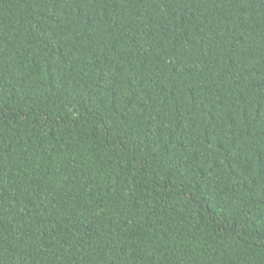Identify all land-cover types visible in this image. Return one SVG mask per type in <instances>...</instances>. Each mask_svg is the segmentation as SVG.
I'll list each match as a JSON object with an SVG mask.
<instances>
[{
	"label": "trees",
	"instance_id": "obj_1",
	"mask_svg": "<svg viewBox=\"0 0 264 264\" xmlns=\"http://www.w3.org/2000/svg\"><path fill=\"white\" fill-rule=\"evenodd\" d=\"M0 264H264V0H0Z\"/></svg>",
	"mask_w": 264,
	"mask_h": 264
}]
</instances>
